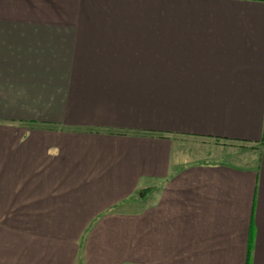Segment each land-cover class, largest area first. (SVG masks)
<instances>
[{"label":"crops","instance_id":"crops-1","mask_svg":"<svg viewBox=\"0 0 264 264\" xmlns=\"http://www.w3.org/2000/svg\"><path fill=\"white\" fill-rule=\"evenodd\" d=\"M0 264H264V1L0 0Z\"/></svg>","mask_w":264,"mask_h":264},{"label":"rangeland","instance_id":"rangeland-1","mask_svg":"<svg viewBox=\"0 0 264 264\" xmlns=\"http://www.w3.org/2000/svg\"><path fill=\"white\" fill-rule=\"evenodd\" d=\"M226 146H229V145H226ZM235 146H237V145H235ZM230 147V146H229ZM227 154V153H226ZM224 155V154H223ZM225 156H227V155H225ZM224 161H225V159H224Z\"/></svg>","mask_w":264,"mask_h":264},{"label":"trees","instance_id":"trees-1","mask_svg":"<svg viewBox=\"0 0 264 264\" xmlns=\"http://www.w3.org/2000/svg\"><path fill=\"white\" fill-rule=\"evenodd\" d=\"M258 1H264V0H258Z\"/></svg>","mask_w":264,"mask_h":264}]
</instances>
